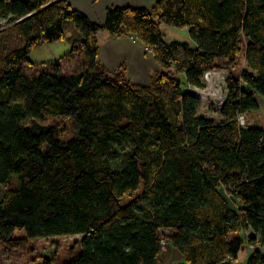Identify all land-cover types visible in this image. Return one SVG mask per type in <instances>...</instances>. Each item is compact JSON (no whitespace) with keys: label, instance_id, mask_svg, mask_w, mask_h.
Here are the masks:
<instances>
[{"label":"trees","instance_id":"16d2710c","mask_svg":"<svg viewBox=\"0 0 264 264\" xmlns=\"http://www.w3.org/2000/svg\"><path fill=\"white\" fill-rule=\"evenodd\" d=\"M0 19L18 37L0 58L1 245L79 236L67 264H157L163 241L181 264H231L246 242L244 264H264V130L237 122L264 97V0H155L107 9L102 24L64 0H0ZM161 25L186 29L191 44L166 42ZM69 27L81 67L27 77L32 49ZM101 31L154 47L159 74L147 86L110 75ZM214 68L229 72L227 94L207 118L189 88Z\"/></svg>","mask_w":264,"mask_h":264},{"label":"rangeland","instance_id":"374dc122","mask_svg":"<svg viewBox=\"0 0 264 264\" xmlns=\"http://www.w3.org/2000/svg\"><path fill=\"white\" fill-rule=\"evenodd\" d=\"M11 24H7L1 28L0 32V58L9 50L13 49L18 45V37L16 32L11 27ZM166 27V26H164ZM65 33H69V30H65ZM167 38V36H166ZM68 39V38H67ZM65 41V40H64ZM63 41H58L53 43V46H44L45 44L32 49L29 53L30 60H35L34 66L24 65L23 72L27 77H34L38 75L41 71L50 70L51 64L55 60H60V65L67 72H72L77 70L83 64V60L80 56L72 57L69 60L66 59L62 61V56L64 52H67V49H64ZM53 47V48H52ZM56 47V48H54ZM52 49V50H50ZM55 49V50H54ZM66 50V51H64ZM55 51V53H54ZM51 53H54V56L58 53L57 57H53ZM153 54V53H152ZM55 59V60H54ZM1 60V59H0ZM244 67L243 57L239 58V64L236 70L233 72V75H237L238 72ZM180 79L181 76H180ZM258 109L247 114L244 117V121L247 124L257 126L264 130V97L257 96ZM43 125H56L59 128H64V139H67L71 136L72 132L70 129L69 123L59 117H46L42 121ZM28 125V123H26ZM15 180V177H13ZM14 186L15 181L11 182ZM128 199L125 198L124 202ZM240 236L244 238L247 236V233L244 231L239 232ZM238 235V233H236ZM235 234V235H236ZM13 237H25V232L21 229L15 230L13 232ZM78 241L79 236H62L56 238H34L28 239L24 249H9L3 245H0V264H67L74 255L78 252ZM256 248V247H255ZM262 252L264 249L258 247ZM253 251L252 245L244 243L240 252L236 256V259L231 261V264H244L247 256L250 252ZM180 255L173 250L169 243L164 242L161 254L157 259V264H181Z\"/></svg>","mask_w":264,"mask_h":264},{"label":"crops","instance_id":"0c3cea01","mask_svg":"<svg viewBox=\"0 0 264 264\" xmlns=\"http://www.w3.org/2000/svg\"><path fill=\"white\" fill-rule=\"evenodd\" d=\"M33 1V0H26ZM72 9L82 13L86 18L96 24H102L104 21L105 12L110 8H145L149 9L155 0H64ZM69 33H65V38L62 40L64 49L68 50L64 52L62 56V61L70 59L72 57L80 56L79 52L73 54H68L71 44L69 39L76 32L72 27H69ZM163 39L166 42L177 41L187 44L190 43V39L187 34L186 29H176L170 27H160ZM167 36V38H166ZM98 51L97 60L99 64L110 74L114 75L116 73H121L122 77L128 83L138 86H147L150 80L156 77L160 68L154 61L153 55L147 53L143 49V45L131 39L128 36L114 37L105 31H101L96 35ZM65 40V41H64ZM48 46H53L52 44H46ZM53 48V47H52ZM56 48V47H54ZM52 50V49H50ZM55 50V49H54ZM66 51V50H64ZM55 53V51H54ZM53 57H57L58 53ZM28 60L35 64V60H30L28 54ZM60 59V58H59ZM55 60V63L60 64V60ZM63 66V65H62ZM1 245V244H0Z\"/></svg>","mask_w":264,"mask_h":264},{"label":"built area","instance_id":"2783aa9c","mask_svg":"<svg viewBox=\"0 0 264 264\" xmlns=\"http://www.w3.org/2000/svg\"><path fill=\"white\" fill-rule=\"evenodd\" d=\"M7 19H0V25L5 26ZM131 39L135 40L133 37ZM143 49L149 53H153L154 47L144 46ZM229 72L226 69L214 68L205 71L202 74V84L200 88H189V92L194 93L200 100L198 114L207 118H215L216 111L221 107L222 102L226 98L227 86L226 80ZM245 114H238L237 122L240 126L245 125ZM162 248L164 242L162 241Z\"/></svg>","mask_w":264,"mask_h":264}]
</instances>
